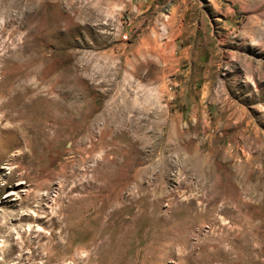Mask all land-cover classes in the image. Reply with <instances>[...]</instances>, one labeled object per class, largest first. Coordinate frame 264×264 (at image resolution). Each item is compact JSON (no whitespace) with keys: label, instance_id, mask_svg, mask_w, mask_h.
<instances>
[{"label":"rangeland","instance_id":"374dc122","mask_svg":"<svg viewBox=\"0 0 264 264\" xmlns=\"http://www.w3.org/2000/svg\"><path fill=\"white\" fill-rule=\"evenodd\" d=\"M0 2V264H264V0Z\"/></svg>","mask_w":264,"mask_h":264},{"label":"bare ground","instance_id":"6f19581e","mask_svg":"<svg viewBox=\"0 0 264 264\" xmlns=\"http://www.w3.org/2000/svg\"><path fill=\"white\" fill-rule=\"evenodd\" d=\"M18 1V0H17ZM1 3V2H0ZM3 8H6L7 9V12H8V14H7V16H10V14H12L11 13V8H9L8 9V7L7 6H3V4L1 3L0 4V12L2 11V9ZM3 12V11H2ZM12 17V16H11ZM8 19V18H7ZM11 19H13V18H11ZM14 21V20H13ZM12 21H10V23H11ZM18 22V21H17ZM15 23V22H14ZM9 24V23H8ZM12 24V23H11ZM4 25H6V22H5V24ZM4 25L3 24H0V39L3 37V35L5 34V28L6 27H4ZM2 43H3V41H2ZM4 43H6V42H4ZM17 50H22V45L21 44H18V47H17ZM3 59H4V57H3ZM2 65H3V63H2ZM8 65V64H7ZM19 69V68H18ZM17 69V70H18ZM3 70V69H2ZM6 70V69H5ZM19 71V70H18ZM14 73H15V71H14ZM16 75V74H15Z\"/></svg>","mask_w":264,"mask_h":264}]
</instances>
